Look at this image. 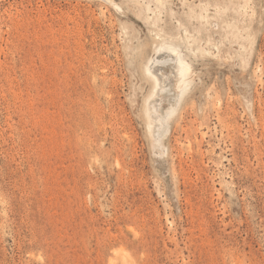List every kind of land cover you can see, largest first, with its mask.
<instances>
[{
	"label": "rangeland",
	"instance_id": "rangeland-1",
	"mask_svg": "<svg viewBox=\"0 0 264 264\" xmlns=\"http://www.w3.org/2000/svg\"><path fill=\"white\" fill-rule=\"evenodd\" d=\"M0 264H264V0H0Z\"/></svg>",
	"mask_w": 264,
	"mask_h": 264
},
{
	"label": "bare ground",
	"instance_id": "bare-ground-1",
	"mask_svg": "<svg viewBox=\"0 0 264 264\" xmlns=\"http://www.w3.org/2000/svg\"><path fill=\"white\" fill-rule=\"evenodd\" d=\"M160 2L162 3V1ZM159 45L160 48L158 50V57H160L164 53H169L174 59L172 72L175 73V75L177 76L178 88L179 91L182 92L184 90V87L187 85L184 78L188 74V64L184 60L183 54H181V52L178 51L173 44H170L167 41H163ZM147 71L153 76L157 84V89L155 93L148 101L147 117L149 119V128L152 132V135L159 139H157V141H160L161 135L164 132V125L170 117L171 112L166 111L165 115H162L159 114L158 111V99L161 93L162 86L166 84V76L162 73L161 67L157 65L155 61H152L151 64L148 65Z\"/></svg>",
	"mask_w": 264,
	"mask_h": 264
}]
</instances>
